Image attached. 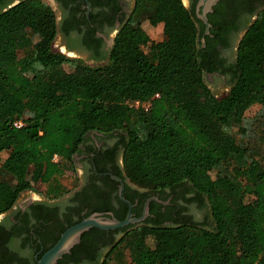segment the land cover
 Masks as SVG:
<instances>
[{
	"label": "trees",
	"instance_id": "trees-1",
	"mask_svg": "<svg viewBox=\"0 0 264 264\" xmlns=\"http://www.w3.org/2000/svg\"><path fill=\"white\" fill-rule=\"evenodd\" d=\"M146 18L164 25L161 41L141 29ZM197 24L202 33L194 5L182 0H136L108 62L88 66L52 51L55 16L47 6L23 2L0 13V215L26 191L63 196L69 190L61 179L75 177L73 155L85 135L121 131L125 179L149 191L188 186L211 225L127 226L102 262L86 264L126 252L123 264H264V166L257 158L264 129L255 139L242 125L250 107L264 104V9L238 44L234 80L221 99L204 82ZM101 235L84 233L57 264H83L73 255L93 253Z\"/></svg>",
	"mask_w": 264,
	"mask_h": 264
},
{
	"label": "flooded vegetation",
	"instance_id": "flooded-vegetation-1",
	"mask_svg": "<svg viewBox=\"0 0 264 264\" xmlns=\"http://www.w3.org/2000/svg\"><path fill=\"white\" fill-rule=\"evenodd\" d=\"M194 1L189 0L190 9L193 5L195 8ZM222 1L209 14L217 28L216 33H211L214 30L211 27L209 35L204 36V46L201 44L204 30L198 40L204 77L219 89H230L235 76L238 44L264 9V0ZM23 2L47 6L55 16L54 41L60 38L59 51L55 53L88 66L108 62L115 38L134 16L136 7V0H0V13ZM124 136L121 131L88 132L79 151L73 155L76 187L57 199L37 196L17 200L9 211L0 215V264H37L67 228L94 213L123 221L129 213L131 218L142 217L146 208L144 219L128 226L157 224L165 227L175 221L211 225L208 208L200 205L199 196L188 186L149 191L125 179ZM120 192L130 207L122 201ZM122 229H97L104 235H101L96 250L90 254L77 251L73 259L83 264L88 260L102 262L123 235ZM67 264L75 263L72 260Z\"/></svg>",
	"mask_w": 264,
	"mask_h": 264
},
{
	"label": "water",
	"instance_id": "water-1",
	"mask_svg": "<svg viewBox=\"0 0 264 264\" xmlns=\"http://www.w3.org/2000/svg\"><path fill=\"white\" fill-rule=\"evenodd\" d=\"M222 0H197L195 3L194 13L195 18L202 23L204 26L203 38H201V44L204 46V36L209 35L211 28L208 22V15L213 12L214 7ZM187 2H183V4ZM184 4V5H185ZM122 190V189H121ZM121 196V192H120ZM122 201L130 204L124 200L121 196ZM147 215V209L140 218H131L130 213L127 218L123 221L116 219H110L103 217L102 214L94 213L88 217L82 219L80 222L67 228L58 238L56 243L46 251L42 257L37 261V264H56L63 256L70 254V251L80 243L81 236L89 230L96 228L103 231L121 229L129 224L139 223Z\"/></svg>",
	"mask_w": 264,
	"mask_h": 264
},
{
	"label": "rangeland",
	"instance_id": "rangeland-1",
	"mask_svg": "<svg viewBox=\"0 0 264 264\" xmlns=\"http://www.w3.org/2000/svg\"><path fill=\"white\" fill-rule=\"evenodd\" d=\"M182 2H187V4L184 3L185 5L184 4L183 5L187 9H190L189 0H182ZM140 26H141V29L147 34V36L149 37L151 41H154V42L161 41L163 37L165 36L164 25L162 23L153 24L151 22V19L148 20L146 18V19H143ZM197 28L200 33L201 31H200L199 24H197ZM59 43H60V38L57 37L56 40L52 44L53 52L59 51L58 50ZM92 66H96V65H92ZM98 66H102V65L98 64ZM63 70H65L66 72H71V68L69 66L64 65ZM204 82L208 86L212 94L217 99H221L225 97L229 91V88L219 89V87L214 82H211V80L207 79L206 77H204ZM242 125H243V128H245V130L253 133L252 135L255 136V139H256V136H259L264 129V104H254L252 107H250L244 114ZM255 139L250 140L249 142L250 145H253L255 143ZM4 157H5L4 154L0 155V163L4 159ZM257 158L260 161V163L264 166V144L260 146L259 155ZM61 182L68 190L77 186V178L70 177L67 174H65L62 177ZM38 188H40V186H38ZM37 196L39 195L36 192L26 191V192H23L19 196L18 200L22 201L24 199H33V198H36ZM246 201H249V198L246 197ZM199 220H201V218ZM148 244L151 245L152 241L148 240ZM129 259L130 258L126 252L119 260H116V259L110 260L108 264H123V263L129 262Z\"/></svg>",
	"mask_w": 264,
	"mask_h": 264
},
{
	"label": "built area",
	"instance_id": "built-area-1",
	"mask_svg": "<svg viewBox=\"0 0 264 264\" xmlns=\"http://www.w3.org/2000/svg\"><path fill=\"white\" fill-rule=\"evenodd\" d=\"M155 97H157V95L155 96ZM140 104H139V102H134L133 104H132V106H134V107H138ZM149 103H144V104H141V106L145 109V110H147L148 108H149ZM14 126L16 127V128H20V127H22V123L20 122V121H17V122H15L14 123Z\"/></svg>",
	"mask_w": 264,
	"mask_h": 264
}]
</instances>
